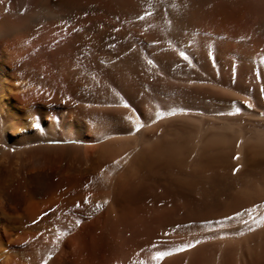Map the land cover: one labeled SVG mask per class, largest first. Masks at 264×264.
Segmentation results:
<instances>
[{
  "label": "bare ground",
  "instance_id": "obj_1",
  "mask_svg": "<svg viewBox=\"0 0 264 264\" xmlns=\"http://www.w3.org/2000/svg\"><path fill=\"white\" fill-rule=\"evenodd\" d=\"M213 1L0 0V264H264L262 0Z\"/></svg>",
  "mask_w": 264,
  "mask_h": 264
},
{
  "label": "rangeland",
  "instance_id": "obj_2",
  "mask_svg": "<svg viewBox=\"0 0 264 264\" xmlns=\"http://www.w3.org/2000/svg\"><path fill=\"white\" fill-rule=\"evenodd\" d=\"M213 0H208V2H209V5H213L215 2L213 1V3H211ZM264 1L262 0L261 2H260V5H259V11H258V14H257V17L258 18H260V19H262L263 21H264ZM256 17V16H255ZM227 19H230V18H232L231 16H227L226 17Z\"/></svg>",
  "mask_w": 264,
  "mask_h": 264
},
{
  "label": "snow or ice",
  "instance_id": "obj_3",
  "mask_svg": "<svg viewBox=\"0 0 264 264\" xmlns=\"http://www.w3.org/2000/svg\"><path fill=\"white\" fill-rule=\"evenodd\" d=\"M189 247H191V245H189ZM181 250V249H178V251ZM168 253H163V252H159L156 254V258H162L163 256L167 255Z\"/></svg>",
  "mask_w": 264,
  "mask_h": 264
}]
</instances>
